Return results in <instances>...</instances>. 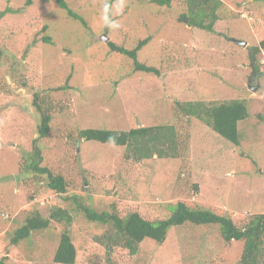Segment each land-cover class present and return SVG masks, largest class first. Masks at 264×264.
I'll list each match as a JSON object with an SVG mask.
<instances>
[{
	"label": "rangeland",
	"instance_id": "374dc122",
	"mask_svg": "<svg viewBox=\"0 0 264 264\" xmlns=\"http://www.w3.org/2000/svg\"><path fill=\"white\" fill-rule=\"evenodd\" d=\"M221 1L232 15L210 33L187 26L181 18L185 0L168 8L154 0H114L109 16L119 28L105 25V0H66L83 22L54 0H0V264H54L65 231L76 250L74 264H106L96 240L112 229L87 221L82 206L120 218L137 213L153 222L183 203L238 227L264 214V50L250 49L264 38V3ZM144 40L137 60L159 76L133 72L132 60L108 46L131 50ZM36 93L54 106L42 139L32 106ZM229 100L244 101L248 113L237 125L238 147L193 119L175 122L188 139L176 159L125 160L123 147L79 137L84 129L171 123L176 101ZM34 146L39 165L64 179L66 193H55L43 177L24 170ZM55 208L70 214L69 225L50 221L9 247L27 217L48 218ZM242 250L243 242L224 243L215 226L186 224L170 229L161 244L143 241L123 264H239ZM115 258L112 264H118Z\"/></svg>",
	"mask_w": 264,
	"mask_h": 264
},
{
	"label": "trees",
	"instance_id": "16d2710c",
	"mask_svg": "<svg viewBox=\"0 0 264 264\" xmlns=\"http://www.w3.org/2000/svg\"><path fill=\"white\" fill-rule=\"evenodd\" d=\"M57 6L64 10L71 18L78 19L67 7L66 0H54ZM110 6L114 0H105ZM173 0H154L157 6L169 7ZM264 3V0H258ZM28 5V1L26 2ZM186 10L181 16L187 26L200 31H214L217 21L227 20L230 10L221 0H185ZM181 18L179 19L181 21ZM83 22L82 20H80ZM43 43H50L47 37L42 38ZM147 40L140 41L131 49L109 43L111 52L123 55L132 60V71L137 73L159 76V70L146 66L137 60V52ZM253 54L264 50V38L257 47L250 48ZM32 106L39 121L37 125L38 139L45 138L50 131V121L54 106L48 97L40 98L36 93L32 97ZM172 122L152 127H137L128 131H112L108 129H84L79 131V137L87 141L100 144H110L125 149L124 159L142 161L156 156L158 159H176L181 151L187 148V137L182 138L175 126V122L188 123L191 119L207 126L215 135L238 147L240 137L237 130L239 122L248 117L244 101L229 100L216 103L203 102H174L172 106ZM29 162L24 170L41 176L46 181V187L57 194L66 193L67 184L61 176H54L46 168L41 167L40 151L34 146L29 155ZM85 219L91 223L107 225L112 230L96 241L105 250L106 264H112L111 257L116 256L118 264L127 263L136 256L139 245L143 241H152L161 244L165 241L167 233L172 228L186 224L193 226H215L224 243L243 242V250L239 264H264V214L254 215L242 227L236 226L228 217L215 214L211 210L191 209L183 203L174 206L170 216L163 220L147 221L137 213H131L123 218L107 212H95L88 207L79 208ZM50 221L69 225L72 221L70 214L60 208L51 211L48 218H42L38 213L27 217L23 224L12 233L9 247H14L27 240L34 232L47 229ZM76 250L68 231L61 234L55 252L52 255L54 264H74ZM114 262V263H115Z\"/></svg>",
	"mask_w": 264,
	"mask_h": 264
},
{
	"label": "clouds",
	"instance_id": "9594fccd",
	"mask_svg": "<svg viewBox=\"0 0 264 264\" xmlns=\"http://www.w3.org/2000/svg\"><path fill=\"white\" fill-rule=\"evenodd\" d=\"M123 8L121 7L118 12H122ZM103 20L104 23L107 27L109 28H119L120 25L118 22H116L115 20H112L109 16V5L107 3H105L104 8H103ZM251 90V89H250ZM252 91V90H251Z\"/></svg>",
	"mask_w": 264,
	"mask_h": 264
},
{
	"label": "water",
	"instance_id": "95a60500",
	"mask_svg": "<svg viewBox=\"0 0 264 264\" xmlns=\"http://www.w3.org/2000/svg\"><path fill=\"white\" fill-rule=\"evenodd\" d=\"M104 40H105V38H104ZM234 44H236V45H239V46H242V47H245L246 46V43L245 42H242V41H237V40H231ZM252 91L254 90V89H251Z\"/></svg>",
	"mask_w": 264,
	"mask_h": 264
}]
</instances>
